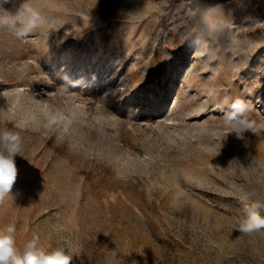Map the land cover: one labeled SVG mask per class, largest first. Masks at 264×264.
I'll return each instance as SVG.
<instances>
[{
	"label": "rangeland",
	"instance_id": "1",
	"mask_svg": "<svg viewBox=\"0 0 264 264\" xmlns=\"http://www.w3.org/2000/svg\"><path fill=\"white\" fill-rule=\"evenodd\" d=\"M31 3L45 26L0 30V127L23 138L0 230L72 264H264V231L236 230L264 197V0Z\"/></svg>",
	"mask_w": 264,
	"mask_h": 264
},
{
	"label": "clouds",
	"instance_id": "2",
	"mask_svg": "<svg viewBox=\"0 0 264 264\" xmlns=\"http://www.w3.org/2000/svg\"><path fill=\"white\" fill-rule=\"evenodd\" d=\"M12 0H0V30L8 31L17 41H25L38 28L47 24V19L34 7L31 0H23L18 8L6 9L4 5ZM227 103V100L225 101ZM251 109L248 103L237 98L232 101L221 117L225 125L231 126L238 138L253 130L254 121L250 119ZM45 129H52L61 123L62 117L45 112ZM23 151V138L15 131L0 127V205L12 196V188L17 177L15 157ZM245 203L246 216L238 221V230L242 234L264 231V197L259 193L245 192L241 197ZM248 200H253L248 204ZM15 223H9L0 230V264H72L73 257L64 248L46 251L39 246V235L33 234L20 250L15 241Z\"/></svg>",
	"mask_w": 264,
	"mask_h": 264
}]
</instances>
